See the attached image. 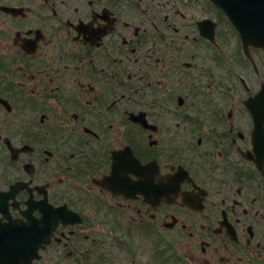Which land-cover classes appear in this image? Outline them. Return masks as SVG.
Here are the masks:
<instances>
[{"label":"flooded vegetation","instance_id":"flooded-vegetation-1","mask_svg":"<svg viewBox=\"0 0 264 264\" xmlns=\"http://www.w3.org/2000/svg\"><path fill=\"white\" fill-rule=\"evenodd\" d=\"M208 1L0 0V264H264V65Z\"/></svg>","mask_w":264,"mask_h":264},{"label":"water","instance_id":"water-1","mask_svg":"<svg viewBox=\"0 0 264 264\" xmlns=\"http://www.w3.org/2000/svg\"><path fill=\"white\" fill-rule=\"evenodd\" d=\"M221 7L241 30L243 37L255 39L264 47V0H211Z\"/></svg>","mask_w":264,"mask_h":264},{"label":"rangeland","instance_id":"rangeland-1","mask_svg":"<svg viewBox=\"0 0 264 264\" xmlns=\"http://www.w3.org/2000/svg\"><path fill=\"white\" fill-rule=\"evenodd\" d=\"M208 3H209V1H208ZM209 6H211L210 3H209ZM221 15L223 16L222 13H220V16H221ZM224 19H225V18H222L220 24L223 23V24H224V27H225V29H226V26H228V22H227V21H224ZM256 59H257V60L260 59L261 61H263L262 65L259 63V65L263 67V65H264V53H263V54H259V53L257 52V53H256Z\"/></svg>","mask_w":264,"mask_h":264}]
</instances>
